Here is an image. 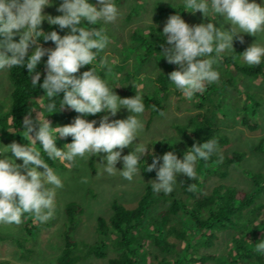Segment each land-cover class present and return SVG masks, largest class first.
Returning <instances> with one entry per match:
<instances>
[{"label":"clouds","instance_id":"clouds-1","mask_svg":"<svg viewBox=\"0 0 264 264\" xmlns=\"http://www.w3.org/2000/svg\"><path fill=\"white\" fill-rule=\"evenodd\" d=\"M98 4L99 10L88 0H62L57 8L62 15L52 17L43 14L46 7L52 6L51 0H0V70L26 68L32 85L36 86L41 79L36 68L42 57L47 56L46 75L39 87L49 99L46 105L48 112L55 113V98L63 92L60 111L67 107L84 116L108 112L111 117H115L121 109L131 113L126 119L111 122L110 117L105 115L98 127L95 126L97 121L89 122L81 116L68 125L56 127H52L47 118L41 120L40 113L35 121L25 116L23 131L27 142L31 143L21 145L13 142L3 146L4 150L0 151V156H4L0 159V224L19 225L25 214H30L34 222L44 223L55 214L56 190L64 185L41 158L35 148L37 141L52 160L74 162L77 157L87 159L91 155L106 153V165L100 164L104 172L109 175L119 172L128 181L138 173L141 157L149 153L147 146L141 142L133 145L144 128L140 119L145 112L143 96L135 93L134 97H119L107 81L96 74L94 68L84 71L79 78L74 75L82 67L96 61L109 43L103 28L85 27L82 21L86 20L89 25L99 21L112 23L120 15L114 0H98ZM184 5L192 13H203L205 18H209L210 12L223 16L232 26L231 31L216 28L213 22L190 26L179 14L167 19L162 35L167 38L169 47L162 46L160 54L169 64L178 66V70L172 71L168 79L186 97L192 98L198 93L203 94L207 86L219 82L220 73L214 65L220 54L234 52V37L243 43L241 33L252 36L264 33V6L254 0H184ZM45 20L61 30L70 29V34L61 37L56 31L45 33L39 30ZM41 34L45 42L55 44V49H47L39 44ZM16 35H19L18 43L13 42ZM32 46H35L34 51L29 54ZM213 52L216 56H212ZM240 55L249 66H258L264 59V44L257 40ZM100 64L103 67L106 61L101 58ZM159 114L165 115L163 111ZM69 136L73 138L72 143L65 144L64 150L58 149L57 138ZM129 146H133L134 150L122 156V151ZM219 151L218 140L213 137L202 144L194 143L184 153L182 160L174 151L162 156L153 154L152 163L147 165V172H156V180L150 182L152 190L170 194L179 174H184L188 180H195L198 161L207 162ZM7 153L12 156L5 155ZM121 159L123 171H118L116 164ZM223 159L221 154L218 162L222 163ZM16 160H22L23 165L16 164ZM21 168L26 174L21 173ZM38 168L44 171H38ZM81 183H88V178L83 177ZM196 187L190 184L188 191H195ZM255 251L264 254V240L255 244Z\"/></svg>","mask_w":264,"mask_h":264},{"label":"rangeland","instance_id":"rangeland-1","mask_svg":"<svg viewBox=\"0 0 264 264\" xmlns=\"http://www.w3.org/2000/svg\"><path fill=\"white\" fill-rule=\"evenodd\" d=\"M253 2V0H249ZM255 3L264 6V0H254ZM62 3V0H51V7L44 9V15L56 17L62 15L57 11V8ZM88 3L94 5L99 10L98 0H88ZM114 3L119 9L120 15L117 20L112 23L103 21L97 22L95 25H89L88 22L82 21V26L103 28L109 37L107 47L99 54L96 61L88 65L94 68L96 74L106 80L109 87L113 88L116 95L122 97L116 92L114 84H119L125 90L135 88L136 93L142 96L157 94L154 85V75L156 66L152 65L153 59L147 60L146 64L137 62V57L140 55L139 50L135 49L132 41L133 31H138L141 34L150 32L149 27H155L156 36L163 39L167 44V38L162 35L163 27L167 19L170 17L167 14H158L162 7L180 8L179 14L181 18L191 25L213 22L216 28H223L225 31H231V24L226 22L223 16L209 13V18H205L203 13H192L191 9H186L184 0H114ZM184 14L181 15V14ZM174 14V15H176ZM39 30L43 32L56 31L61 37L70 34V29L61 30L57 25H49L47 20L42 22ZM243 43L238 37L233 39L234 52L226 51L218 57L221 61L222 57L230 56L237 53L238 59L235 62L239 65L247 66L243 60L242 54L249 46L257 40L264 44V33H258L257 36L241 33ZM13 42H19V35L13 37ZM39 44L47 49H55V44L51 41L39 42ZM35 46L29 49V52L34 51ZM9 55H11L9 53ZM212 56H216L213 52ZM103 58L106 64L102 67L100 59ZM217 64L214 68L220 73L218 83L209 85L210 92L208 96L217 104L221 98L220 107L217 108V128L221 133L227 136L228 142L220 148L218 155L223 157H231L234 152H239L243 158L239 164L223 165L220 164L218 170H225L226 176L219 174L208 173L207 170H201L196 167V186L200 194L208 195L217 186L232 187L243 192H251L252 183L250 176L253 174L264 173V152L256 151V147L261 139L264 138V78L262 75L247 76L238 72L232 65ZM249 66V65H248ZM87 67V68H88ZM85 66L78 73L74 74L79 78L84 71H88ZM110 70V71H109ZM175 70H178L176 65ZM127 75V78L124 77ZM170 91L163 97L165 105V115H156L150 117V111L145 112L140 116L144 124L143 130L139 133V137L133 142V145L142 143L150 150L154 144L168 142L176 146L179 159H183L184 149L183 140L178 134V129L188 123V120L194 117L199 111L198 94L192 98L186 97L181 90L176 88L174 83ZM208 86V87H209ZM11 93V84L8 77V68L0 70V115H4L9 106V98ZM204 107L209 109L214 108L212 102ZM247 103V104H246ZM251 108L255 104V113L253 119L258 123V129L248 131L241 125V115L243 105ZM40 113L41 120L47 118L42 108H38L35 112L34 119H37ZM251 113V112H250ZM131 113L127 109H121L115 117H111L110 113L104 112L95 121L99 126V121L103 116L108 115L111 120L126 119ZM252 114V113H251ZM52 127L63 126L64 123L47 118ZM178 128V129H177ZM38 130V129H37ZM34 137V135H33ZM22 138L25 144L27 137L22 133ZM67 138H57L56 147L64 150V145L68 144ZM15 142L10 136L0 134V151H3V146H8ZM35 148L39 151L40 143L37 141ZM264 151V145L262 147ZM119 150V149H116ZM134 150L133 146H129L122 151V156L130 154ZM9 157L11 153L5 154ZM106 153H99L97 156L91 155L87 159L76 158L74 162L53 160L54 173L57 174L64 187L56 190V210L54 216L47 222H34V218L30 214H25L22 217V223L0 224V264H56L57 258L60 256L64 239L63 234L66 228V219L64 209L67 203L75 202L83 208V214L79 217V224L74 233V238L77 242L92 244L96 240V221L97 218L108 219L111 214V205L117 202L127 209H132L137 206L142 197L146 186L150 185L151 181L156 178H145L139 170L134 175L131 181L120 176L119 172L116 175H109L104 172L100 164L106 165L104 157ZM4 156H0L3 159ZM16 164L23 165L22 160H16ZM118 171H123V161L116 164ZM38 171L43 172V168H38ZM21 173L26 174V171L21 168ZM184 174L177 176V184L174 186V194L180 195V179ZM83 177L88 178V183H81ZM161 193V192H160ZM163 198L152 205L151 214L156 215L160 211L167 208L169 194L162 192ZM256 205L261 204L263 209L259 212V217L248 215L250 209H245L244 230L235 225H227L225 228H216V239L211 247L197 248L199 255L208 254L214 257L213 261L207 264H224L229 255L237 251V245H248L255 249V244L264 240V191L256 200ZM236 220V219H235ZM146 223L139 230L138 237L142 238L143 249L139 251L141 264H157L162 258H176L177 254L186 256V246L181 240L175 237L169 238V242L176 243L175 251L170 254L161 253L155 249L152 244L151 229ZM179 225V224H178ZM243 227V226H242ZM27 228H29L27 230ZM180 228V226H178ZM140 242H138L139 244ZM238 243V244H237ZM137 244V243H136ZM137 244V245H138ZM106 258H96L88 256L83 258L77 264H108V258H112L117 254L108 250Z\"/></svg>","mask_w":264,"mask_h":264},{"label":"trees","instance_id":"trees-1","mask_svg":"<svg viewBox=\"0 0 264 264\" xmlns=\"http://www.w3.org/2000/svg\"><path fill=\"white\" fill-rule=\"evenodd\" d=\"M179 11V7L176 9L162 7L159 9L158 14L172 16ZM181 15L184 16L183 13ZM148 29H150V32L147 34L133 31L132 41L135 49H142L139 50L140 55L137 57V62L146 64L144 62L153 59L151 64L156 66L153 82L157 94L143 96L145 110H149L150 117L153 118L156 115H160L161 111H165V105L162 100L173 86V83L168 79V75L175 70L176 65L169 64L163 55L160 54L163 50L162 46L169 47V45L163 42L161 37L155 35L156 28L151 26ZM45 33H48V31H45ZM39 39H41L39 42H43L44 35L41 34ZM237 53L222 57V60L218 59V62L221 65H232L234 69L243 75L256 77L262 75L264 78V59L258 66H243L235 62L239 57ZM46 61L47 56L42 57L41 63L36 68V72L41 74V79L36 86L32 85L31 76L26 68H8L11 93L8 109L4 115H0V134L10 136L16 143L21 145H26L22 138V133H25L23 131L24 118L29 116L33 120L39 107L47 114V118L62 122L64 123L63 126L72 123L77 116H81V118L91 122L104 113L84 116L67 107L60 111L61 100L64 97L63 92L55 98V113L48 112L46 105L49 103V99L39 87L46 75ZM85 67L87 68L88 66ZM87 69L88 71L90 70L89 67ZM125 78H127V75ZM114 87L116 92L122 97L135 96V88L125 90L118 83L114 84ZM209 92L210 86H207L206 91L198 95L197 108L199 112L189 119L185 126L177 128L186 151L194 143L202 144L213 137L217 138L219 149L228 142L227 136L217 128L216 112L217 108L220 107L221 98L220 100L218 99L216 104L208 96ZM210 100L215 106L214 108L209 106V109H207L204 106ZM246 104L243 105L241 125L248 131H255L258 129V123L253 119L256 105L253 104L251 108H247ZM32 135H35V133ZM72 139L71 136L67 137V143H72ZM263 145L264 138L259 141L256 151L263 153ZM168 151H174L177 157L180 158L177 154L176 146L168 142L154 144L149 153L141 157L138 168L145 178H156L155 170L150 173L147 172V165L152 163L153 154L162 156ZM39 152L41 158L51 168L54 167L53 160L43 151L41 144ZM218 153L211 156L207 162L198 161V169L200 171L204 169L208 173L225 177L226 171L218 170L220 164L225 166L239 164L243 158L241 153L234 152L231 157H224L223 162L219 163L220 156ZM250 180L252 183L251 192L239 191L232 187L217 186L210 194L204 195L198 192L197 187L195 191H188V185H197L196 179L188 180L184 176L180 179L181 194L176 196L172 191L169 194L168 201L165 202L168 203L167 208L156 215H152L150 210L153 204L163 198V194L162 192L155 193L151 185H148L136 207L127 209L117 202H113L111 205V216L108 219L97 218L95 229L97 237L92 244L75 240L74 233L79 224V217L83 214V208L75 202H69L64 209L66 219V228L63 234L64 246L56 264H77L88 256L106 258L108 250L117 254L112 258H108V264H141L139 251L143 249L142 238H139L137 233L146 223H148V228L151 229L152 244L155 249L164 254L174 252L177 244L168 240L171 237H175L186 246V252L189 255V259L179 254L172 259L162 258L157 264H207L213 261L214 257L208 254L199 255L197 248L200 246L208 248L213 245L216 239L214 232L216 228L235 225L242 228L241 230L243 231L245 226L239 222L244 221L243 212L245 209L251 208L248 215L255 218L259 217L258 214L263 209V206L261 204L256 205L255 202L264 191V173L253 174L250 176ZM138 242L140 243L138 244ZM237 249V251L229 255L224 264H264V254L256 253L254 247L238 244Z\"/></svg>","mask_w":264,"mask_h":264}]
</instances>
